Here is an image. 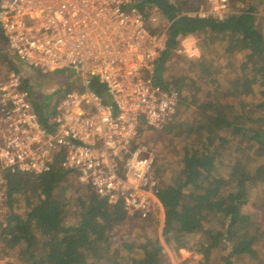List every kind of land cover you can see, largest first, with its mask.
Returning a JSON list of instances; mask_svg holds the SVG:
<instances>
[{
	"label": "trees",
	"instance_id": "obj_1",
	"mask_svg": "<svg viewBox=\"0 0 264 264\" xmlns=\"http://www.w3.org/2000/svg\"><path fill=\"white\" fill-rule=\"evenodd\" d=\"M191 1H198L191 9L203 2L135 0L145 17L158 10L170 22L152 80L179 95L176 115L160 130L176 143L178 170L170 174L153 165L164 214L162 236L168 244L177 243L175 252L194 248L201 257L199 264H234L233 260L245 258L264 264V243L258 247L250 230L247 238L241 236L246 228L240 222L248 191L258 183L256 173L264 175V24L257 16L256 0H230V7L238 3L244 7L223 19L184 14ZM191 36L199 39L208 57L187 59L184 77L167 75V64L177 55L181 39ZM6 71H20L28 78L0 29V73ZM247 86L250 92L258 90L256 101L248 98ZM93 90L103 94L101 88ZM183 107L194 109V117L181 121ZM46 108L43 102L34 104L44 126L52 115ZM147 131L158 132L140 131L134 147L142 145L138 140ZM1 176L0 247L11 252L16 264H162L163 248L156 238L139 246L141 258L127 255L133 248L127 243L108 256L114 232L123 223L131 221L144 229L153 216L145 221L128 218L120 205L109 206L57 164L38 177L9 172ZM70 180L88 193L75 200L76 221L69 220ZM65 184L69 186L62 187ZM260 202L264 207V195ZM198 233H203L204 241L189 247L185 239ZM95 249H102L98 257L92 254Z\"/></svg>",
	"mask_w": 264,
	"mask_h": 264
},
{
	"label": "built area",
	"instance_id": "obj_2",
	"mask_svg": "<svg viewBox=\"0 0 264 264\" xmlns=\"http://www.w3.org/2000/svg\"><path fill=\"white\" fill-rule=\"evenodd\" d=\"M203 1L208 11L188 15L230 14V0ZM169 27L158 10L145 17L135 0H0V29L24 69H69L80 79L53 103L44 126L31 77L0 75V185L4 172L38 177L57 164L128 218L153 216L161 207L154 158L134 143L140 131L162 130L178 111V92L152 80ZM177 53L200 56L196 47Z\"/></svg>",
	"mask_w": 264,
	"mask_h": 264
},
{
	"label": "rangeland",
	"instance_id": "obj_3",
	"mask_svg": "<svg viewBox=\"0 0 264 264\" xmlns=\"http://www.w3.org/2000/svg\"><path fill=\"white\" fill-rule=\"evenodd\" d=\"M203 1V0H202ZM192 2V1H191ZM197 2H192V5L187 7L184 10V14H198L201 10L208 11L209 6L203 1L201 5H199L198 9H191L190 7H197ZM257 7V16L261 19V24H264V0H256ZM244 5L236 4L235 7H230V13L235 12V9H242ZM185 48V50H190L193 48H197L200 52L199 58L208 57V53L202 50L200 41L197 37H186L181 39L179 43V48ZM177 49V50H178ZM174 55L170 62L167 64L166 73L177 74L182 77L187 75V66L188 60L186 56L182 54ZM195 58V59H199ZM238 62H242L243 56H237ZM16 64L21 68L20 62L16 59ZM23 68V67H22ZM24 69V68H23ZM228 69V66H227ZM24 72L28 73L33 81L34 88V96L36 102H43L47 105V111L52 113L53 103L62 97L66 92L74 90L80 83V79L78 75L69 70V69H59L53 72H49L47 74H39L33 71H28L24 69ZM5 72L0 73V75ZM234 74V73H233ZM232 75L229 72L228 77ZM230 78V77H229ZM245 84L246 81H243ZM249 90L248 98L256 101V97L254 92H258L255 89L254 92H250V86L246 87ZM181 110V112H180ZM179 112L182 113L181 121H185L186 119H191L194 117V109L182 108L179 109ZM172 136H167L163 132L158 131H147L142 137L138 140V143H141L148 151H150L154 158V163L162 166L167 173L173 174L178 170L177 160L179 156H177L178 148H173ZM256 183L253 185L248 191L247 197L245 199V203L242 207V214L240 216V222L245 225L246 231L241 236L246 237V233L248 234L250 230V234L255 240V244L258 247H262L264 243V207L261 206V199L264 195V186L260 182H264V175L256 173ZM76 182L70 180L68 184H65L62 187H68L67 195L71 199V204L69 208V220L76 221L77 220V210L75 208V200L78 197H86L88 195L87 192L77 189L75 187ZM77 189V191H75ZM0 203L2 202V198L0 196ZM20 211V210H19ZM163 209L160 207L156 208L155 214L153 215V221L147 224L144 229L134 225L131 221H126L123 223L117 231L114 232V239L109 245V253L108 256H111V253L116 249H121V245L127 243L131 245L133 248L130 251H126L129 257L141 258L142 252L139 249V246L145 244L147 239L156 238L159 244L163 248V257L162 264H199L200 255L194 252V248L191 250H179L175 252L174 247L176 246V242L174 240L170 241V244L165 242V239L162 236V228H163ZM70 221V222H71ZM247 238V237H246ZM188 242V246L191 247L197 242L204 241L203 233H198L191 237H187L185 239ZM243 247H248L246 242L242 243ZM263 248V247H262ZM102 249L93 250V255L98 257ZM249 259H238L233 260L234 264H252L248 261ZM97 261V258L96 260ZM0 264H16L15 259L13 258L11 252H8L0 247ZM97 264H100L97 262Z\"/></svg>",
	"mask_w": 264,
	"mask_h": 264
},
{
	"label": "crops",
	"instance_id": "obj_4",
	"mask_svg": "<svg viewBox=\"0 0 264 264\" xmlns=\"http://www.w3.org/2000/svg\"><path fill=\"white\" fill-rule=\"evenodd\" d=\"M161 208V210H162V207H160Z\"/></svg>",
	"mask_w": 264,
	"mask_h": 264
}]
</instances>
